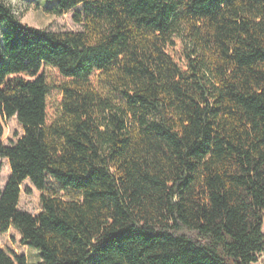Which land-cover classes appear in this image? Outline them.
Listing matches in <instances>:
<instances>
[{"label": "trees", "instance_id": "16d2710c", "mask_svg": "<svg viewBox=\"0 0 264 264\" xmlns=\"http://www.w3.org/2000/svg\"><path fill=\"white\" fill-rule=\"evenodd\" d=\"M48 1L83 30L0 0V237L19 231L39 264L258 263L264 0ZM13 118L24 135L5 146ZM0 264L29 262L0 243Z\"/></svg>", "mask_w": 264, "mask_h": 264}, {"label": "rangeland", "instance_id": "374dc122", "mask_svg": "<svg viewBox=\"0 0 264 264\" xmlns=\"http://www.w3.org/2000/svg\"><path fill=\"white\" fill-rule=\"evenodd\" d=\"M14 13L22 21L23 24L45 29L51 32H79L83 30V25L78 24L74 20L76 11H72L66 15H56V4L48 0H7ZM78 8L77 11H81ZM24 135L23 127L19 124L16 118L6 123V136L2 140L5 146H12ZM11 176V169L9 161L6 159L0 160V190H4L9 178ZM50 191H57L61 195H66L60 186L54 181L50 180ZM22 194L19 203V209L27 212L34 217H37L43 209L41 196L42 193L38 191L30 181L24 182L21 187ZM264 233V225H263ZM0 243L18 255L27 257L29 264H39L40 254L36 249L24 245L22 236L19 231L12 228L8 233L0 237ZM256 264H264V254L259 256V261Z\"/></svg>", "mask_w": 264, "mask_h": 264}]
</instances>
